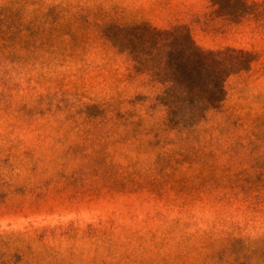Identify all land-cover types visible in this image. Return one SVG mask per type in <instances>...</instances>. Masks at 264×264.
I'll use <instances>...</instances> for the list:
<instances>
[{
    "label": "rangeland",
    "instance_id": "1",
    "mask_svg": "<svg viewBox=\"0 0 264 264\" xmlns=\"http://www.w3.org/2000/svg\"><path fill=\"white\" fill-rule=\"evenodd\" d=\"M243 1L0 0V264H264V0ZM142 22L253 54L193 137L133 124L162 87L109 35Z\"/></svg>",
    "mask_w": 264,
    "mask_h": 264
},
{
    "label": "trees",
    "instance_id": "2",
    "mask_svg": "<svg viewBox=\"0 0 264 264\" xmlns=\"http://www.w3.org/2000/svg\"><path fill=\"white\" fill-rule=\"evenodd\" d=\"M212 2L218 5L219 0ZM230 2L233 10L227 15L237 20L248 13L243 0ZM109 39L128 52L137 73L148 75L150 82L162 87L146 116L133 122L137 129L147 131L144 125L151 119L149 131L156 129L157 135L173 131L179 137H193L209 113L220 110L227 79L246 70L254 59L245 49H204L184 24L160 28L142 22L115 27ZM159 110L164 112L162 118L156 116ZM123 115L133 116L128 112Z\"/></svg>",
    "mask_w": 264,
    "mask_h": 264
}]
</instances>
